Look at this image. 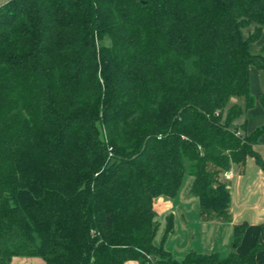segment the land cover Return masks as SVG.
Returning <instances> with one entry per match:
<instances>
[{
  "label": "trees",
  "instance_id": "trees-1",
  "mask_svg": "<svg viewBox=\"0 0 264 264\" xmlns=\"http://www.w3.org/2000/svg\"><path fill=\"white\" fill-rule=\"evenodd\" d=\"M263 34L264 0L1 6L0 264H260L259 247L235 252L246 224L226 258L175 260L172 215L154 241L155 201L175 200L187 175L202 222H223L224 175L248 158L264 171L254 151L264 128L236 125L255 105Z\"/></svg>",
  "mask_w": 264,
  "mask_h": 264
},
{
  "label": "crops",
  "instance_id": "crops-1",
  "mask_svg": "<svg viewBox=\"0 0 264 264\" xmlns=\"http://www.w3.org/2000/svg\"><path fill=\"white\" fill-rule=\"evenodd\" d=\"M11 0H0V7ZM253 30L249 32L252 33ZM264 51V34L261 40L252 46V52L259 54ZM251 95L255 99V105L248 110L244 116L236 122L237 126L246 124L245 134L251 135L260 128H264V107L261 103V97L264 95V73L255 68L251 69ZM233 103L243 102L233 100ZM254 151L264 161V134L260 137L258 143L254 146ZM230 178H224V182L230 192V220L226 222H202L200 218V206L198 199L191 196L193 180L189 192L182 195V190L186 178L183 180L180 192L175 200L159 198L155 201V210L158 216L163 220L158 221L159 229L164 223L166 231V222L169 216H173L174 224L177 228L178 219L185 224L189 236H193L191 243H186L182 247L174 248L177 236V230L168 238L165 248L177 261H183L190 252L199 254H219L226 258L234 250V228L238 225L246 224L247 229L244 236L235 249L239 255H245L252 248L259 247L256 254V260L264 264V171L258 166L254 158H248L244 168L234 167L229 172ZM192 221L193 225H192ZM196 228H199L197 231ZM211 231V239L205 241L204 231ZM164 231V234H165ZM159 232V231H158ZM162 238L156 246H160ZM10 264H47L42 258H13ZM129 264H138L136 262Z\"/></svg>",
  "mask_w": 264,
  "mask_h": 264
},
{
  "label": "rangeland",
  "instance_id": "rangeland-1",
  "mask_svg": "<svg viewBox=\"0 0 264 264\" xmlns=\"http://www.w3.org/2000/svg\"><path fill=\"white\" fill-rule=\"evenodd\" d=\"M252 30H253V27L248 29V30H246V31H244V33H243L244 38H248L249 32L252 31ZM185 178H186V180L184 182L182 195L184 193L189 192V190L191 189V182L193 180V178L191 176H189V175H187ZM157 220L158 221H162L163 217L162 216H158ZM193 222L194 221H192V225H193ZM196 229H197V231H199V228H196ZM176 230H177V236H176L177 240L175 242L176 243L175 247H174L175 249L178 248L179 246L182 247L184 244H186V243L189 244V243H191L193 241V236L192 235L189 236V232H188L185 224L182 223L179 219H178L177 228L175 226V231ZM164 231H165V225L163 223L162 226L159 229L158 236H157V239L155 241V243L157 245L159 244V242H160V240L162 238V235L164 234ZM211 234H212V232L208 230V231H204L202 236L205 239V241H209V239H211V237H212Z\"/></svg>",
  "mask_w": 264,
  "mask_h": 264
},
{
  "label": "built area",
  "instance_id": "built-area-1",
  "mask_svg": "<svg viewBox=\"0 0 264 264\" xmlns=\"http://www.w3.org/2000/svg\"><path fill=\"white\" fill-rule=\"evenodd\" d=\"M237 135L238 136H241L240 133H237ZM224 178H226V179H229L230 178L229 172L224 175Z\"/></svg>",
  "mask_w": 264,
  "mask_h": 264
},
{
  "label": "water",
  "instance_id": "water-1",
  "mask_svg": "<svg viewBox=\"0 0 264 264\" xmlns=\"http://www.w3.org/2000/svg\"><path fill=\"white\" fill-rule=\"evenodd\" d=\"M223 222H226L225 220Z\"/></svg>",
  "mask_w": 264,
  "mask_h": 264
}]
</instances>
